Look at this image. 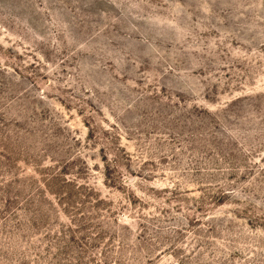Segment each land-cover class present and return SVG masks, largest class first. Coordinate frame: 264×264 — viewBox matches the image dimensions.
Listing matches in <instances>:
<instances>
[{
	"label": "rangeland",
	"instance_id": "374dc122",
	"mask_svg": "<svg viewBox=\"0 0 264 264\" xmlns=\"http://www.w3.org/2000/svg\"><path fill=\"white\" fill-rule=\"evenodd\" d=\"M0 264H264V0H0Z\"/></svg>",
	"mask_w": 264,
	"mask_h": 264
}]
</instances>
